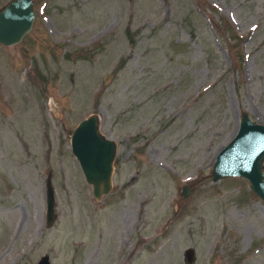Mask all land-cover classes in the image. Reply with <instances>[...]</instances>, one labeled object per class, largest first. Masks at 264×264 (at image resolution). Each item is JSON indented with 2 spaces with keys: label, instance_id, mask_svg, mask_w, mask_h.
Returning a JSON list of instances; mask_svg holds the SVG:
<instances>
[{
  "label": "rangeland",
  "instance_id": "obj_1",
  "mask_svg": "<svg viewBox=\"0 0 264 264\" xmlns=\"http://www.w3.org/2000/svg\"><path fill=\"white\" fill-rule=\"evenodd\" d=\"M202 1L32 0L0 45V264H264V202L209 175L241 111L264 124V0ZM91 113L97 200L68 147Z\"/></svg>",
  "mask_w": 264,
  "mask_h": 264
},
{
  "label": "water",
  "instance_id": "obj_2",
  "mask_svg": "<svg viewBox=\"0 0 264 264\" xmlns=\"http://www.w3.org/2000/svg\"><path fill=\"white\" fill-rule=\"evenodd\" d=\"M33 18L32 0H8L0 7V45L17 44L30 31ZM68 147L94 199L107 194L111 188L115 144L99 132L96 114L81 118L70 130ZM263 163L264 124L252 121L241 111L234 133L213 156L209 170L211 181L241 178L247 182L252 195L264 202ZM188 192L187 185L181 184L180 198H186ZM46 210L49 214L50 200Z\"/></svg>",
  "mask_w": 264,
  "mask_h": 264
},
{
  "label": "trees",
  "instance_id": "obj_3",
  "mask_svg": "<svg viewBox=\"0 0 264 264\" xmlns=\"http://www.w3.org/2000/svg\"><path fill=\"white\" fill-rule=\"evenodd\" d=\"M193 2L202 8L207 7V4L202 0H193ZM221 22H222V25H218V27H221V29H219L216 24L212 23V26H213L215 33L217 35H222L225 32L228 33L230 30L229 25L227 23H225L226 22L225 20L221 19ZM223 25H225V26H223ZM227 28H229V29H227Z\"/></svg>",
  "mask_w": 264,
  "mask_h": 264
}]
</instances>
